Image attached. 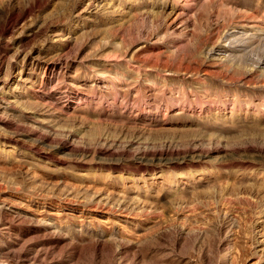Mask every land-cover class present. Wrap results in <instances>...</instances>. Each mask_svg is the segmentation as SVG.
<instances>
[{
	"label": "rangeland",
	"instance_id": "1",
	"mask_svg": "<svg viewBox=\"0 0 264 264\" xmlns=\"http://www.w3.org/2000/svg\"><path fill=\"white\" fill-rule=\"evenodd\" d=\"M0 264H264V0H0Z\"/></svg>",
	"mask_w": 264,
	"mask_h": 264
}]
</instances>
